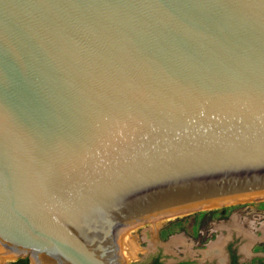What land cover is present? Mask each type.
Here are the masks:
<instances>
[{
    "label": "water",
    "instance_id": "1",
    "mask_svg": "<svg viewBox=\"0 0 264 264\" xmlns=\"http://www.w3.org/2000/svg\"><path fill=\"white\" fill-rule=\"evenodd\" d=\"M257 200L264 0H0L2 255L125 264L129 229Z\"/></svg>",
    "mask_w": 264,
    "mask_h": 264
},
{
    "label": "rangeland",
    "instance_id": "2",
    "mask_svg": "<svg viewBox=\"0 0 264 264\" xmlns=\"http://www.w3.org/2000/svg\"><path fill=\"white\" fill-rule=\"evenodd\" d=\"M129 231L132 237H138L141 250L135 260H127L125 264H150L154 259L173 264V256L188 259L189 261H186L188 264H196L203 258L206 246L217 237H225L226 253H229L231 259L236 256L237 248L246 243L251 246L252 253L262 257L258 260H264V200L180 216L165 215ZM119 246L121 247V243ZM168 248L170 250L167 251ZM1 251L2 249L0 264H14L17 260L23 259L6 257ZM120 254L123 255L121 248ZM238 257L242 259L240 255Z\"/></svg>",
    "mask_w": 264,
    "mask_h": 264
},
{
    "label": "crops",
    "instance_id": "3",
    "mask_svg": "<svg viewBox=\"0 0 264 264\" xmlns=\"http://www.w3.org/2000/svg\"><path fill=\"white\" fill-rule=\"evenodd\" d=\"M224 240L225 237H217L213 242H210L203 251V258L196 264H258V258H262L261 256H258V254L252 253L250 250L251 246L245 243L237 248L236 256L233 254V263H231L232 259L230 255H228L229 253H226L227 246L224 243ZM168 250L170 249L168 248L167 251ZM239 255L242 259L238 257ZM191 259L193 260V258ZM186 261L189 260L180 257L175 258L173 256V264H188ZM161 262L162 264H166L162 260Z\"/></svg>",
    "mask_w": 264,
    "mask_h": 264
},
{
    "label": "bare ground",
    "instance_id": "4",
    "mask_svg": "<svg viewBox=\"0 0 264 264\" xmlns=\"http://www.w3.org/2000/svg\"><path fill=\"white\" fill-rule=\"evenodd\" d=\"M150 221L151 220H149L148 222H150ZM129 230L125 231L121 235V238H120V241H121L120 242L121 243L120 248L123 252L122 256L124 258V261L135 260L137 258V253L141 250V248L139 247V243H138V237L137 236L132 237ZM37 264H39V263H37ZM40 264H41V262H40Z\"/></svg>",
    "mask_w": 264,
    "mask_h": 264
},
{
    "label": "flooded vegetation",
    "instance_id": "5",
    "mask_svg": "<svg viewBox=\"0 0 264 264\" xmlns=\"http://www.w3.org/2000/svg\"><path fill=\"white\" fill-rule=\"evenodd\" d=\"M24 260H27L28 264H29L28 258L19 259L16 262H14V264H17L18 261H20V263H21V261H24ZM154 261H157L158 263L162 264L161 259H154V260H152V262L150 264H154ZM262 262L264 263V260H259L258 261L259 264H263ZM231 263H233V258L231 260Z\"/></svg>",
    "mask_w": 264,
    "mask_h": 264
},
{
    "label": "trees",
    "instance_id": "6",
    "mask_svg": "<svg viewBox=\"0 0 264 264\" xmlns=\"http://www.w3.org/2000/svg\"><path fill=\"white\" fill-rule=\"evenodd\" d=\"M17 264H28V261L24 260V261H21V263L20 261H18ZM154 264H160V263H158L157 261H154Z\"/></svg>",
    "mask_w": 264,
    "mask_h": 264
}]
</instances>
